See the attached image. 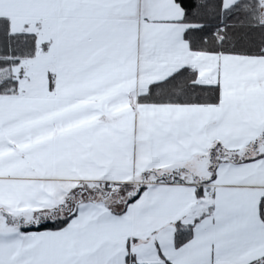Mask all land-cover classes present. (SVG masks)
Returning <instances> with one entry per match:
<instances>
[{"label": "snow or ice", "instance_id": "6c2138e0", "mask_svg": "<svg viewBox=\"0 0 264 264\" xmlns=\"http://www.w3.org/2000/svg\"><path fill=\"white\" fill-rule=\"evenodd\" d=\"M0 264H264V0H0Z\"/></svg>", "mask_w": 264, "mask_h": 264}]
</instances>
